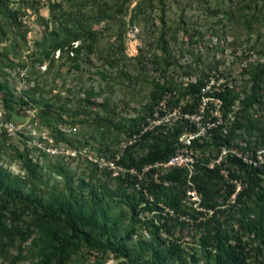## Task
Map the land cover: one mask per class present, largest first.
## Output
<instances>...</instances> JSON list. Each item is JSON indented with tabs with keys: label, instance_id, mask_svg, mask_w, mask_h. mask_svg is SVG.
<instances>
[{
	"label": "rangeland",
	"instance_id": "1",
	"mask_svg": "<svg viewBox=\"0 0 264 264\" xmlns=\"http://www.w3.org/2000/svg\"><path fill=\"white\" fill-rule=\"evenodd\" d=\"M51 2L59 3L66 13L63 18L58 16V9L54 21L49 18L47 8ZM217 2L153 1L144 24L139 16H133L134 2L115 18L97 21L88 3L73 14V0H0V121L12 126L10 131L1 128L0 167L8 172L11 182L13 178L22 180L15 201L0 208V221L23 233L14 234L12 243L0 242V264H9L13 258L15 264H31L35 259L31 258L30 243L38 237L30 222L35 212L19 203V199L33 196L45 200L51 196L70 197L84 211L93 206L88 223L101 221L112 225L113 230L105 233L92 229L91 238L110 239L131 254L139 239L150 240L152 224L164 217L186 256L194 253L197 262L202 263L199 236L204 231L203 212L192 222L189 217H174L159 203L152 212L139 211L133 235L119 239L130 227V202L139 200L141 193L122 172L127 164H120L114 156L120 153V141L134 127V118L136 123L146 114L148 92L156 80L173 87L174 96L185 83L197 79H206L211 86L223 85L237 92L233 104L236 109L255 86L257 100L247 113L254 120L257 136L262 131L264 137V78L252 76L264 67V24L250 18L253 12L246 6L248 0ZM9 11L15 12V19L6 17ZM224 11L229 12L224 15ZM20 14L32 17L27 27L18 23ZM244 16L249 22H244ZM160 18L166 27L163 46L158 40L162 32ZM73 20L95 31V35L82 38L77 51L64 45L51 52L49 31L63 25L73 29ZM58 31V36H63ZM77 43L79 40L71 47ZM166 61L169 64L163 70ZM3 98L8 107L2 105ZM185 98L179 100L189 101ZM240 120L246 122L243 116ZM245 136L251 141L255 135ZM146 149V142L140 140L121 150L124 163L130 157L137 159ZM218 185L209 186V197L221 205L226 190ZM143 197L148 200L151 196ZM237 206H215L225 210L217 217L218 223L222 222L223 227L235 225ZM12 207L20 208L22 213L10 224L8 210ZM181 218L187 223L184 228H172L174 220ZM241 240L248 248L247 264H264V248L257 251L256 238L244 233ZM67 249L64 264H127L123 257L102 247ZM136 264H149L148 255L137 258Z\"/></svg>",
	"mask_w": 264,
	"mask_h": 264
},
{
	"label": "trees",
	"instance_id": "2",
	"mask_svg": "<svg viewBox=\"0 0 264 264\" xmlns=\"http://www.w3.org/2000/svg\"><path fill=\"white\" fill-rule=\"evenodd\" d=\"M153 1L161 2V0H73V14H76L82 8L84 3L90 4L94 8L92 14L95 20H111L118 14L125 12L128 5L131 2L134 4L131 7L133 16H139L142 23H146V11L151 9ZM218 0H214L216 4ZM259 2V4H257ZM246 5L249 9H252L253 14L250 18H255V21L262 20L264 24V0H248ZM207 8V7H205ZM215 11L220 8L215 5L213 7ZM49 18L54 21V12L58 9V16L64 17L66 13L60 9L58 2H51L48 4ZM229 12V11H228ZM224 11V15L228 13ZM5 15V14H4ZM15 12H7V18L15 19ZM18 17V16H17ZM231 17V16H230ZM244 22L249 20L246 16L243 17ZM18 20V19H17ZM160 28L162 30L158 35V40L161 46L165 44L164 35L166 32L165 21L160 18ZM73 20V29L67 28L65 25L60 28H53L49 31L50 38L48 47L49 50L55 51L63 48L67 45V48H71L74 51L78 50V46L82 43V38L89 36L92 38L95 35V31H91L90 28H84L80 22ZM19 23V22H18ZM61 30L63 36L59 37L58 33ZM79 44L72 48V42L78 41ZM168 61L164 63L163 70L168 66ZM253 78H264V67L257 70ZM205 79H197L192 82H188L181 87L179 95L174 96L173 87H170L166 82L152 81L151 89L148 92L149 102L145 105L146 114L151 110L152 105L165 93L170 94V103H177L179 98L186 97L183 106V110H193L199 102L201 96V87L204 84ZM257 88L251 87L250 92L245 94L239 101V108L234 110L233 119L231 120L226 132H221L222 125L211 130V142L213 144L228 143L233 137H241L240 134L250 135L254 133L255 144H264V137L262 131L257 136V128H254V120L248 115L247 110L257 100ZM213 95L217 96L221 100V110L223 117L227 112L232 111L231 106L238 98L237 92L231 91L228 87H222L221 90L214 92ZM2 105L8 107L7 100L2 99ZM243 114V115H241ZM243 116L246 122H242L240 117ZM145 115L140 116L139 120L135 123L137 118H134V127L129 131V134L136 131L137 124L143 119ZM235 130H240L241 133H235ZM180 132V128L174 127L172 132L166 133H145L141 136V140L146 142L147 149L143 155L137 159L129 158L127 163H124L123 159L121 164H127V166H138L140 163L152 162L154 160L168 157L175 148V136ZM259 136L263 137L260 139ZM201 144L200 146H204ZM230 164L236 163L238 174L235 170L229 172L231 176L241 175L246 181V187L239 191L236 196L237 208L235 218V225L229 227H223L222 222L218 223V218L221 217L225 210L215 208L216 205L209 197V186L218 182L220 185V177L215 169H206L200 167L197 172L192 176V180L198 192L201 193L200 205L204 208H211L212 213L205 215V222L203 224L204 231L199 236L200 244V257L203 261L201 264H247V252L246 244L241 240L242 234L250 233L257 240V251L264 248V168L253 169L245 168L240 163H237L235 159H230ZM263 175V177L261 176ZM130 178V177H129ZM11 177L8 172L0 167V208L6 206L10 201H15V197L18 196L20 184L22 180ZM132 182L135 181L134 178ZM160 179L166 180V184H162L161 181H150L145 186L146 193L151 196V200H147L143 195H139V200L131 201L130 208V227L122 235L119 236L120 240L130 238L134 233V225L136 223L135 217L139 211L152 212L158 205L162 204L164 207L170 209L173 212L174 217H178L182 214H187L189 218L194 222L197 214L201 212L192 211L188 206L181 202L184 194V172L181 169H176L165 173ZM119 181H122L121 179ZM124 182V180H123ZM226 195L232 190L230 186L225 187ZM130 198L131 195H125ZM143 201L141 202V200ZM131 200V199H130ZM19 203L24 207H32L35 214L31 219V224L37 231V239L30 241L32 245L31 264H64L68 258V247L77 248L78 246H84L86 248L102 247L112 251L118 256H121L127 261V264H136V259L142 255H148L149 264H199L195 259V254L190 253L186 256L184 249L178 238L172 237V231L169 225H167L164 217H158L157 222L152 224V230L149 232L150 240L143 241L138 240L136 249L133 248V253H129L128 248H122V245H115L110 239L101 241L97 238H91L90 231L97 229L108 233L113 230L112 225H106L104 222L89 224L88 220L94 213V207L91 206L88 211H84L80 204L75 200L69 198L58 199V197L51 196L48 200L43 199L41 196L25 197L19 199ZM227 206L233 207L234 204H228ZM190 209V211H189ZM227 209V208H226ZM21 209L18 207H12L8 210V218L14 223L20 214ZM1 215V213H0ZM223 217V216H222ZM1 218V217H0ZM162 218V220H160ZM8 220V219H7ZM199 222V221H198ZM211 225H207L208 223ZM89 224V225H88ZM185 218L175 219L172 228H178L182 230L186 225ZM88 229H84L85 227ZM234 229H231V227ZM162 232V236L160 235ZM233 232V233H232ZM23 235L18 229L12 225L5 224L0 221V242L6 244L12 243L14 234ZM67 249V250H65ZM65 250V251H64ZM9 264H15L14 258Z\"/></svg>",
	"mask_w": 264,
	"mask_h": 264
},
{
	"label": "built area",
	"instance_id": "3",
	"mask_svg": "<svg viewBox=\"0 0 264 264\" xmlns=\"http://www.w3.org/2000/svg\"><path fill=\"white\" fill-rule=\"evenodd\" d=\"M26 14L18 15L17 19L22 27H27L29 19ZM28 36V30L25 31ZM210 81L204 80L201 87V96L196 111L183 110L184 102L178 101L173 104L169 102L170 94L165 93L152 105L151 110L145 114L137 124L136 131L128 134L120 141V153L114 156L116 161L122 160L121 150L128 148L141 140L145 133L157 134L159 132H172L174 127H179L180 132L175 136V148L166 158L152 162L140 163L138 166H126L123 171L130 178H134L135 189L140 190L143 195H148L145 186L148 182L166 180L160 179L165 173L181 169L184 172V194L181 202L195 212H203V215H210L211 208H203L200 205L201 193L197 191L192 176L200 167L215 169L220 177V185L225 188L227 185L232 188L224 199V203L216 207L235 204L236 196L246 187V181L241 175L231 176L230 171L235 170L238 174L236 163L230 164V159H235L245 168H264V144H255L243 133L241 137H233L228 143L213 144L211 142L212 128L219 127L225 133L236 107L231 106L232 111L227 112L223 117L221 100L213 95L224 87L223 85H208ZM186 84V83H185ZM1 128L10 131L12 126L8 121H0ZM238 131L235 130V133ZM205 144L204 146H200ZM121 164V163H120ZM263 177V175H261ZM151 200V197L148 198ZM178 217H189L187 214ZM200 217V215H199Z\"/></svg>",
	"mask_w": 264,
	"mask_h": 264
}]
</instances>
